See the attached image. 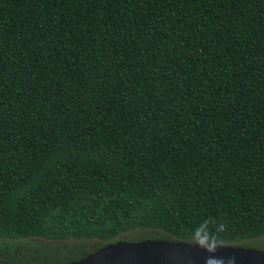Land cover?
I'll return each instance as SVG.
<instances>
[{
    "label": "trees",
    "instance_id": "trees-1",
    "mask_svg": "<svg viewBox=\"0 0 264 264\" xmlns=\"http://www.w3.org/2000/svg\"><path fill=\"white\" fill-rule=\"evenodd\" d=\"M208 217L264 250V0H0V264Z\"/></svg>",
    "mask_w": 264,
    "mask_h": 264
},
{
    "label": "water",
    "instance_id": "water-1",
    "mask_svg": "<svg viewBox=\"0 0 264 264\" xmlns=\"http://www.w3.org/2000/svg\"><path fill=\"white\" fill-rule=\"evenodd\" d=\"M209 256L223 258L224 264H264V250L222 244L209 253L178 239L116 240L70 264H205Z\"/></svg>",
    "mask_w": 264,
    "mask_h": 264
},
{
    "label": "clouds",
    "instance_id": "clouds-1",
    "mask_svg": "<svg viewBox=\"0 0 264 264\" xmlns=\"http://www.w3.org/2000/svg\"><path fill=\"white\" fill-rule=\"evenodd\" d=\"M226 230L224 223L218 222L215 217H208L191 230L188 243L204 248L209 253L215 252L217 246L223 244L221 234ZM205 264H224V259L209 256Z\"/></svg>",
    "mask_w": 264,
    "mask_h": 264
},
{
    "label": "rangeland",
    "instance_id": "rangeland-1",
    "mask_svg": "<svg viewBox=\"0 0 264 264\" xmlns=\"http://www.w3.org/2000/svg\"><path fill=\"white\" fill-rule=\"evenodd\" d=\"M124 236H126V235H128V233H125V234H123ZM122 236V235H121ZM264 238V236H261V237H258V238H255V239H250V240H248V241H251L252 243H255V242H257V241H259V240H261V239H263ZM241 243L243 244V243H246L245 241H241Z\"/></svg>",
    "mask_w": 264,
    "mask_h": 264
}]
</instances>
